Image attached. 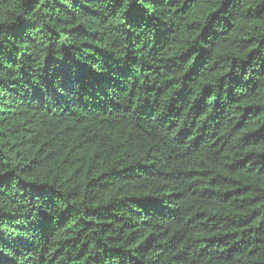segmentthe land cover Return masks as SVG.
<instances>
[{
  "label": "trees",
  "instance_id": "16d2710c",
  "mask_svg": "<svg viewBox=\"0 0 264 264\" xmlns=\"http://www.w3.org/2000/svg\"><path fill=\"white\" fill-rule=\"evenodd\" d=\"M0 264H264V0H0Z\"/></svg>",
  "mask_w": 264,
  "mask_h": 264
}]
</instances>
